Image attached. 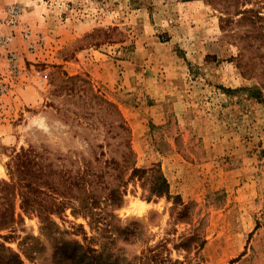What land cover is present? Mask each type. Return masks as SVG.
<instances>
[{
	"label": "rangeland",
	"instance_id": "obj_1",
	"mask_svg": "<svg viewBox=\"0 0 264 264\" xmlns=\"http://www.w3.org/2000/svg\"><path fill=\"white\" fill-rule=\"evenodd\" d=\"M67 74L117 104L135 165L160 169L168 195L134 178L109 204L121 139L99 146L104 107L64 87ZM30 145L56 169L94 175L80 180L89 192L56 195L64 203L44 221L15 198L0 239L25 264H54L57 243L99 236L78 199L91 191L95 212L140 233L111 245L136 264H264V0H0V216L11 212L8 163Z\"/></svg>",
	"mask_w": 264,
	"mask_h": 264
},
{
	"label": "trees",
	"instance_id": "obj_2",
	"mask_svg": "<svg viewBox=\"0 0 264 264\" xmlns=\"http://www.w3.org/2000/svg\"><path fill=\"white\" fill-rule=\"evenodd\" d=\"M245 11L247 10L241 13H245ZM79 80L82 81L81 84H78ZM63 81V86L68 88L70 92H74L77 86H80L78 89L83 92L92 90V97L96 98V102L103 105L104 114L101 118H97V120L101 121L107 128L105 135L107 142L105 144H99V146L104 147L105 145H112L113 142L110 140L113 139L117 141V138L121 139V141L118 142L119 145L122 146L120 153L121 159L112 156L110 159H107L108 163L106 162L114 167L118 172L116 175L122 182L120 188L109 187L106 196V200L109 204L112 206H121L126 193V187L124 190L121 187L134 178H152L154 180L150 188L151 194L157 196L168 195L169 184L160 169L156 167L142 168L135 165L134 151L131 146V129L117 104L104 94L95 92L92 85L90 86V82L78 75L70 76L67 74L64 76ZM93 121L95 120L93 119ZM45 151V148L40 150L30 145L28 147H22L12 156L8 163L10 179L3 180L2 182L6 192L11 194L12 201L8 209L11 210V212L0 216V225L9 226L15 222V198L17 197L20 199L19 205L23 213L36 212L41 218V221H44L45 219H50V215L43 214L44 210H55L64 203L63 200H59L57 196L71 198L74 186L82 192H89L87 186L82 181L85 180L83 178L84 176H88V181H91L92 178L90 176L94 175V171L88 174V170H84V172L80 173L81 175H72L69 170L56 169ZM87 162L90 163L91 160H87ZM128 171L129 174L126 179L124 174L128 173ZM107 173H109V171H107L106 174ZM99 176H103V174L101 173ZM91 192L92 193H89L86 198L78 199L84 202L80 207L85 208V210L89 212L86 217L90 216L93 219L95 222L94 227L96 232L99 233V236H89L85 231L84 239L87 244L76 239L73 240V242L61 241L57 243L55 246L56 254L54 264H136L125 255L114 252L111 245L115 242L118 235L121 236L122 234L125 239L134 241L138 238L140 233L136 232L131 227H121L118 224H114L111 220L112 216H103L100 212H95L94 210H97L100 201L96 197V194L93 191ZM72 195H74V193ZM19 216L23 218L22 214H19ZM3 236L5 238L8 237L6 235H0V238ZM26 239L33 240V243L37 240L33 235L25 237L24 241H26ZM33 248L34 246H31L30 250ZM27 255L29 256V254ZM153 257L148 254L146 257H143L144 261L138 264H153ZM145 260L147 261L145 262ZM0 264L25 263L20 252L14 250L7 245L5 241L3 242L0 239Z\"/></svg>",
	"mask_w": 264,
	"mask_h": 264
},
{
	"label": "built area",
	"instance_id": "obj_3",
	"mask_svg": "<svg viewBox=\"0 0 264 264\" xmlns=\"http://www.w3.org/2000/svg\"><path fill=\"white\" fill-rule=\"evenodd\" d=\"M13 11V10H12ZM14 13H17V11H14Z\"/></svg>",
	"mask_w": 264,
	"mask_h": 264
}]
</instances>
